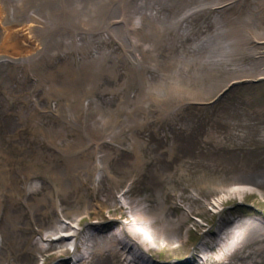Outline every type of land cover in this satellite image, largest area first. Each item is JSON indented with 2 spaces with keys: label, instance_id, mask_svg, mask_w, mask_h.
Listing matches in <instances>:
<instances>
[{
  "label": "rangeland",
  "instance_id": "obj_1",
  "mask_svg": "<svg viewBox=\"0 0 264 264\" xmlns=\"http://www.w3.org/2000/svg\"><path fill=\"white\" fill-rule=\"evenodd\" d=\"M141 1L0 0L10 18L1 9L5 25L0 27L19 25L25 30L19 42L29 43L30 35L40 43L38 49L30 44L18 61L0 63V81L7 88L0 87V194L9 200L0 219V233H6L0 264H35L40 253L47 255L43 264H264V196L247 187L229 188L241 179L264 193V81L232 90L211 105L199 101L221 87L228 74L219 69L264 73V46L256 44L264 40V0H208L222 5L216 12L209 6L191 11L200 0L178 2L179 7L172 0H151L150 6L164 2L167 10L151 18L145 14L138 24L136 33L150 43L149 50L137 38L133 45L125 32L126 19ZM185 11H191L185 32L175 40L170 32L165 35L166 16L170 20ZM219 25L227 28L222 36L216 33ZM85 32H100V38L81 41L80 61L72 37ZM219 54L224 65L216 68ZM181 61H188L185 67ZM69 73L78 76L80 89L66 97L56 88L74 86ZM88 79L96 88L86 110L75 96ZM176 84L193 96H172ZM33 99L38 108L52 104L57 112L36 115ZM97 104L107 108L99 122ZM92 126L107 134L99 146L86 134ZM40 127L58 130L67 145L91 143L86 156L80 155L88 164L106 161L128 183L126 191L121 194L123 186L111 183L102 170L105 176L91 184H100L102 201L89 204L85 181L84 189L74 171L57 168L64 162L60 156L53 153L50 160L44 154L37 141ZM71 158L82 163L77 155ZM75 175L88 180L83 171ZM60 176L66 190L56 186ZM57 199L69 224L85 209L89 220L77 228L59 222ZM121 217L132 224L146 218L151 229L168 236L167 245L146 247L133 227L118 225ZM79 228L90 245L76 237L47 240L58 231L72 236ZM222 228L217 243L215 233ZM73 241L80 242L75 255H60Z\"/></svg>",
  "mask_w": 264,
  "mask_h": 264
},
{
  "label": "bare ground",
  "instance_id": "obj_2",
  "mask_svg": "<svg viewBox=\"0 0 264 264\" xmlns=\"http://www.w3.org/2000/svg\"><path fill=\"white\" fill-rule=\"evenodd\" d=\"M1 24V23H0ZM1 28V30H5V28H3V27H0ZM15 32H18L19 34H20V37H19V39L21 38V36H23V34H24V32H25V30H24V28H22V29H18V30H14ZM14 36V35H13ZM23 52H19V51H16V52H14L13 53V55H19V54H22ZM70 77H71V80L73 81V85L74 86H72V87H70V88H67V87H64V88H62V89H60L61 91H63L64 93H65V95H68V93H71L72 94V92H74V91H76V90H78L79 89V87H78V84L76 85V83H77V81H78V76L77 75H73V74H71V73H69L68 74ZM74 78V79H73ZM7 88H5L4 90H6ZM12 89V91H15V90H13V88H11ZM60 91V92H61ZM64 160V162L62 163V164H60V165H58V169L59 170H61V171H64V172H66V173H68V171L70 170V169H72L73 167H77V165H78V162L75 160V159H73V158H71V157H67V158H64L63 159ZM51 164H54V163H52L51 162ZM49 165H50V163H49ZM52 166V165H51ZM51 169V168H50ZM75 170V169H74ZM73 170V171H74ZM51 171V170H50ZM52 172H54V170L52 171ZM74 173V172H73ZM71 174V173H70ZM157 237V236H156ZM155 237V238H156ZM157 242L158 243H160L161 242V239L160 238H158L157 239Z\"/></svg>",
  "mask_w": 264,
  "mask_h": 264
}]
</instances>
